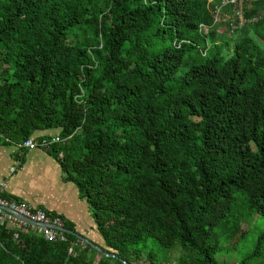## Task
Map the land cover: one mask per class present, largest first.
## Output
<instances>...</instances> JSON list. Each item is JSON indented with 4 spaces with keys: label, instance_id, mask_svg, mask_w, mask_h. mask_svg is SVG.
I'll return each mask as SVG.
<instances>
[{
    "label": "trees",
    "instance_id": "obj_1",
    "mask_svg": "<svg viewBox=\"0 0 264 264\" xmlns=\"http://www.w3.org/2000/svg\"><path fill=\"white\" fill-rule=\"evenodd\" d=\"M244 1L241 27L214 23L222 0H0V141L58 132L46 151L115 255L0 221V264H139L147 240L224 264L264 220V0ZM234 264H264V231Z\"/></svg>",
    "mask_w": 264,
    "mask_h": 264
},
{
    "label": "crops",
    "instance_id": "obj_2",
    "mask_svg": "<svg viewBox=\"0 0 264 264\" xmlns=\"http://www.w3.org/2000/svg\"><path fill=\"white\" fill-rule=\"evenodd\" d=\"M51 132L36 138H56L58 132ZM12 169L14 173L10 172ZM3 184L6 185L3 198L41 208L72 226V233L102 244L94 232L96 228L87 202L66 179L59 162L46 150L19 149L0 141V186Z\"/></svg>",
    "mask_w": 264,
    "mask_h": 264
},
{
    "label": "rangeland",
    "instance_id": "obj_3",
    "mask_svg": "<svg viewBox=\"0 0 264 264\" xmlns=\"http://www.w3.org/2000/svg\"><path fill=\"white\" fill-rule=\"evenodd\" d=\"M216 0H210V3L215 2ZM221 1V0H220ZM249 1V0H248ZM227 2L232 3L235 7V9L232 11H227L226 14H223L222 12L217 15V17H224V19L228 20L230 23L235 22L237 19H240L242 24H244V12H243V7H244V0H228ZM226 0H222V5L226 6L227 5ZM229 5V4H228ZM259 18H264V7H260L257 10L256 14ZM237 23V22H236ZM243 25H241L242 27ZM232 34H227V37L225 35H221V38H230ZM52 133V132H50ZM264 231V220L263 219H258L256 220L253 224L249 226V223L247 222H242L239 228L236 230L234 233L233 237H231L230 242L224 246V248L221 249L220 253L216 256L217 260H219L221 263L224 264H234L236 263L239 259H241L245 254L249 253L251 250L254 241L256 238ZM97 236H99L98 232L95 230L94 231ZM247 233V236L242 239L237 241L240 237H242L244 234ZM100 240L102 241L101 237L99 236ZM147 246L145 251L142 252V255L140 257V260L138 261L139 264H142L146 254L149 251H152L156 259L158 260L157 262L160 264H167L166 262L169 261L168 264H174V262L177 261V259L184 255L185 253L181 250V247L179 245H176L172 247L170 250H161L157 245L152 241V240H147L146 241ZM135 248V246H134Z\"/></svg>",
    "mask_w": 264,
    "mask_h": 264
},
{
    "label": "built area",
    "instance_id": "obj_4",
    "mask_svg": "<svg viewBox=\"0 0 264 264\" xmlns=\"http://www.w3.org/2000/svg\"><path fill=\"white\" fill-rule=\"evenodd\" d=\"M228 0H226L227 2ZM227 4H231L227 2ZM217 15L216 13L215 18H214V23L217 22ZM238 21V26L242 25V22L240 19H237ZM202 30L204 33L207 32V28L205 26H202ZM235 25L232 23L231 26V33L235 29ZM5 142H9L7 139H4ZM59 139L53 138L49 140H43L41 142L39 141H32L31 139H27L26 141L22 143H12L19 149H33V148H40L43 150H48L52 145L58 144ZM14 169H12L10 172L14 173ZM5 184L0 186V221L5 222V221H10L14 222L18 226L21 227H29L32 231H35L37 234L42 235V237L49 241V242H65L66 241V232H64L61 228H64L63 226V220L62 218L58 216H49V214L41 209V208H33L29 206L28 204L24 202H17L14 200H8L3 198L4 190H5ZM4 209H7L8 211H5ZM15 214H19L21 216H24L28 218L30 221L33 222L31 223H26L18 220L16 218ZM85 242L82 240V245Z\"/></svg>",
    "mask_w": 264,
    "mask_h": 264
},
{
    "label": "water",
    "instance_id": "obj_5",
    "mask_svg": "<svg viewBox=\"0 0 264 264\" xmlns=\"http://www.w3.org/2000/svg\"><path fill=\"white\" fill-rule=\"evenodd\" d=\"M5 211H8L7 209H4ZM16 218H18V220L22 221V222H26V223H31L33 224L32 221H30L28 218L24 217V216H21L19 214H15ZM64 232L68 233V234H72L71 231L67 230L66 228H61ZM75 236H77L79 239L83 240L85 243L89 244L93 249H95L98 253L102 254V255H105L107 257H112L114 258L115 255H110V254H107L105 253L101 248H99L98 246H96L95 244L89 242V240L85 239L84 237L80 236V235H77L75 234ZM123 264H128L124 261H122Z\"/></svg>",
    "mask_w": 264,
    "mask_h": 264
}]
</instances>
